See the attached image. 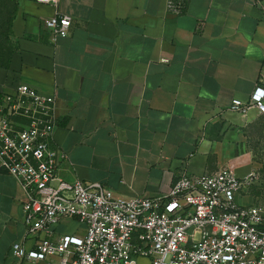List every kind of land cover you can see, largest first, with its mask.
Masks as SVG:
<instances>
[{
  "label": "crops",
  "instance_id": "crops-1",
  "mask_svg": "<svg viewBox=\"0 0 264 264\" xmlns=\"http://www.w3.org/2000/svg\"><path fill=\"white\" fill-rule=\"evenodd\" d=\"M58 14L73 24L68 38L54 40L43 23ZM11 30L16 51L0 68V95L23 84L54 100L61 178L120 200L156 199L183 172L241 162L235 131L257 112L244 118L229 108L264 87L263 0H19ZM24 201L0 169V264H45L12 253L14 244L35 245ZM84 229L63 218L47 239Z\"/></svg>",
  "mask_w": 264,
  "mask_h": 264
},
{
  "label": "built area",
  "instance_id": "built-area-1",
  "mask_svg": "<svg viewBox=\"0 0 264 264\" xmlns=\"http://www.w3.org/2000/svg\"><path fill=\"white\" fill-rule=\"evenodd\" d=\"M72 24L58 14L43 26L58 40L68 38ZM229 109L264 115V87ZM58 124L54 100L37 90L21 84L0 95V169L23 190L25 234L35 239L30 250L14 244V256L45 264H264V203L237 202L245 181L233 169L183 172L161 198L116 199L98 184L60 177L66 156L54 142ZM63 218L78 220L83 234L49 241Z\"/></svg>",
  "mask_w": 264,
  "mask_h": 264
},
{
  "label": "rangeland",
  "instance_id": "rangeland-1",
  "mask_svg": "<svg viewBox=\"0 0 264 264\" xmlns=\"http://www.w3.org/2000/svg\"><path fill=\"white\" fill-rule=\"evenodd\" d=\"M18 1L0 0V65L3 67L7 66L16 51L11 27L18 11ZM235 132L238 139L235 136L233 157L241 162L237 164L233 161L225 166L245 181V188L237 202L244 205L264 203V115L253 113Z\"/></svg>",
  "mask_w": 264,
  "mask_h": 264
},
{
  "label": "trees",
  "instance_id": "trees-1",
  "mask_svg": "<svg viewBox=\"0 0 264 264\" xmlns=\"http://www.w3.org/2000/svg\"><path fill=\"white\" fill-rule=\"evenodd\" d=\"M9 60H10V59H9ZM8 63H9V62H8ZM7 65H8V64H7ZM1 67H3V66L0 65V68H1Z\"/></svg>",
  "mask_w": 264,
  "mask_h": 264
}]
</instances>
